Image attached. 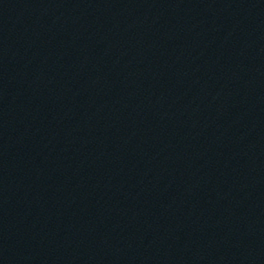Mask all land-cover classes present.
<instances>
[{
    "label": "water",
    "instance_id": "95a60500",
    "mask_svg": "<svg viewBox=\"0 0 264 264\" xmlns=\"http://www.w3.org/2000/svg\"><path fill=\"white\" fill-rule=\"evenodd\" d=\"M0 264H264V0H11Z\"/></svg>",
    "mask_w": 264,
    "mask_h": 264
}]
</instances>
